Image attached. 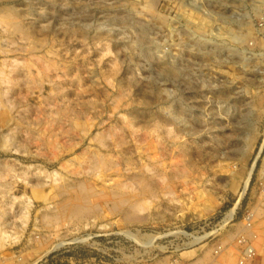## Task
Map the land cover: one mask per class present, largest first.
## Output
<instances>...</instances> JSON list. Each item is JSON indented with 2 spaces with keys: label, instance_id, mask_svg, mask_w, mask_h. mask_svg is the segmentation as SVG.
<instances>
[{
  "label": "rangeland",
  "instance_id": "rangeland-1",
  "mask_svg": "<svg viewBox=\"0 0 264 264\" xmlns=\"http://www.w3.org/2000/svg\"><path fill=\"white\" fill-rule=\"evenodd\" d=\"M240 239L255 264L264 0H0V264H238Z\"/></svg>",
  "mask_w": 264,
  "mask_h": 264
},
{
  "label": "built area",
  "instance_id": "built-area-1",
  "mask_svg": "<svg viewBox=\"0 0 264 264\" xmlns=\"http://www.w3.org/2000/svg\"><path fill=\"white\" fill-rule=\"evenodd\" d=\"M251 218H252L251 214L246 215V217L244 218L245 227L247 229L251 228V224H252ZM242 240H244V239L239 240L240 244L242 245V248L240 249V251L238 250L239 256H240V259L238 260V264H245L247 262L246 260H251L256 256V251H255L254 247L252 245H250L248 242H246V240H244V241H242ZM221 250L222 249L220 247H217V248H215L213 254L217 255L218 253H221Z\"/></svg>",
  "mask_w": 264,
  "mask_h": 264
},
{
  "label": "bare ground",
  "instance_id": "bare-ground-1",
  "mask_svg": "<svg viewBox=\"0 0 264 264\" xmlns=\"http://www.w3.org/2000/svg\"><path fill=\"white\" fill-rule=\"evenodd\" d=\"M104 157V156H103ZM96 158V157H95ZM93 163V162H92ZM99 163V162H98ZM103 163V162H102ZM106 163H108V162H106ZM102 165H105V164H102ZM106 166V165H105ZM109 166V165H108ZM99 167V166H98ZM110 167V166H109ZM116 167V166H115ZM117 169V168H116ZM142 169V168H141ZM117 171V170H116ZM115 171V172H116ZM251 171V170H250ZM250 171L247 173V176H246V181H245V186H246V184H247V182H248V180H249V178H250ZM118 172V171H117ZM134 176V175H133ZM142 178V177H141ZM134 179V178H133ZM138 179V178H137ZM163 180H164V178H163ZM137 182H136V185H142L143 187L142 188H140L141 189V191H140V194L142 193V191H144V192H146V193H150V194H153L154 193V190L149 186V183H151V182H149V183H147L146 181H144V179H138V180H136ZM166 181V180H165ZM144 194V193H143ZM155 194V193H154ZM138 195V194H137ZM232 213H233V210H231L230 212H229V214H228V218H231V216H232ZM198 239H200V238H196V240H198ZM195 240V239H194ZM259 243H260V241H259ZM257 247H258V245H257ZM255 249V248H254Z\"/></svg>",
  "mask_w": 264,
  "mask_h": 264
},
{
  "label": "crops",
  "instance_id": "crops-1",
  "mask_svg": "<svg viewBox=\"0 0 264 264\" xmlns=\"http://www.w3.org/2000/svg\"><path fill=\"white\" fill-rule=\"evenodd\" d=\"M214 263H218V262L215 261ZM247 264H254V263H247ZM255 264H264V255L261 256L259 255V258L257 257Z\"/></svg>",
  "mask_w": 264,
  "mask_h": 264
}]
</instances>
